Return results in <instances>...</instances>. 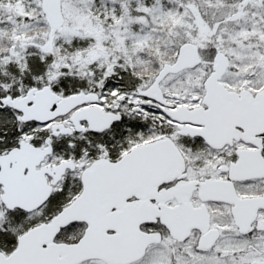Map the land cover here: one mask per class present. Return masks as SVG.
<instances>
[{
	"label": "snow or ice",
	"instance_id": "obj_1",
	"mask_svg": "<svg viewBox=\"0 0 264 264\" xmlns=\"http://www.w3.org/2000/svg\"><path fill=\"white\" fill-rule=\"evenodd\" d=\"M0 264H264V0H0Z\"/></svg>",
	"mask_w": 264,
	"mask_h": 264
}]
</instances>
